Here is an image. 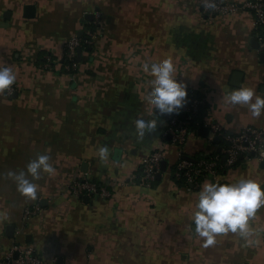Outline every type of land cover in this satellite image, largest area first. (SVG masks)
Instances as JSON below:
<instances>
[{
  "label": "crops",
  "instance_id": "1",
  "mask_svg": "<svg viewBox=\"0 0 264 264\" xmlns=\"http://www.w3.org/2000/svg\"><path fill=\"white\" fill-rule=\"evenodd\" d=\"M97 12L99 33L77 53L71 74L64 43L86 37ZM47 57L57 60L51 69L43 67ZM168 57L177 79L206 99L202 119L228 133L264 130V115L225 100L242 85L264 96V54L249 12L211 19L196 0H0V65L16 74L15 91L0 92V261L19 244L36 248L48 264H264V207L249 221L251 243L229 232L205 247L192 220L201 187L172 176L181 156L196 162L219 153L222 140L200 127L181 150L164 138L177 112L156 109V130L138 134L137 115L153 113V74L144 61ZM159 144L166 167L148 188L140 184L142 162ZM45 151L55 172L43 173L37 198L28 199L8 172L26 170ZM81 175L113 197L70 194L69 183ZM243 177L264 181V158H245L201 184ZM36 204L39 214L24 221L25 208Z\"/></svg>",
  "mask_w": 264,
  "mask_h": 264
},
{
  "label": "built area",
  "instance_id": "2",
  "mask_svg": "<svg viewBox=\"0 0 264 264\" xmlns=\"http://www.w3.org/2000/svg\"><path fill=\"white\" fill-rule=\"evenodd\" d=\"M208 18L215 16H227L249 12L254 16L255 35L259 44V51L264 54V0H246L244 2H232L216 0V6L209 8L205 6V0H196ZM102 25V15L97 12L95 20L86 37H72L64 43L63 61L64 68L69 73L78 69L77 53L79 49L92 46ZM57 60L47 57L43 67L51 69ZM15 91V84L6 89L8 95ZM187 102L175 114L164 132V138H170V144L181 148L186 144L192 132L200 127H207L213 136L222 140L219 153L203 157L196 162L190 161L183 156L177 161L172 176L177 182L189 185L192 190L201 187L203 178H217L222 169L236 167L243 159L252 156L258 159L264 158V130L254 126H245L237 133H228L218 122H207L202 119V108L206 99L195 90H187ZM165 144V143H164ZM182 153V152H181ZM166 158L163 144L157 145L153 151L143 159L140 184L151 187L156 182L162 171V163ZM69 193L77 197L98 196L103 199L113 197L112 190L104 185L98 184L84 175L74 178L68 185ZM39 204L25 208L24 221L39 214ZM55 262V260H53ZM0 264H48L46 258L34 247H22L14 245L0 261Z\"/></svg>",
  "mask_w": 264,
  "mask_h": 264
},
{
  "label": "clouds",
  "instance_id": "3",
  "mask_svg": "<svg viewBox=\"0 0 264 264\" xmlns=\"http://www.w3.org/2000/svg\"><path fill=\"white\" fill-rule=\"evenodd\" d=\"M205 6L214 8L216 0H205ZM144 67L153 74L151 87L147 92L153 113L151 116L139 114L134 121L141 138L157 128L158 120L154 109L161 115L178 112L187 102L188 95L187 84L177 79L172 58L145 60ZM15 80L14 70L0 65V92L9 89ZM225 100L231 105L247 106L254 117L264 115V96L257 95L252 87H236L226 95ZM98 155L102 161H106L109 156L108 147H99ZM50 161L51 157L45 151L30 160L26 170L9 171L8 175L15 181L17 191L28 199H36L40 187L37 181L43 173L55 172ZM261 207H264V181L248 177L225 183L205 181L199 190L192 214L195 232L203 238L205 247L214 245L219 234L229 232L236 233L251 243L254 229L249 221Z\"/></svg>",
  "mask_w": 264,
  "mask_h": 264
},
{
  "label": "water",
  "instance_id": "4",
  "mask_svg": "<svg viewBox=\"0 0 264 264\" xmlns=\"http://www.w3.org/2000/svg\"><path fill=\"white\" fill-rule=\"evenodd\" d=\"M27 10H29L30 12H33L34 11V7L33 6H27V8H26ZM32 15H29V17H31ZM80 54H81V50L79 49L78 50V57L80 56ZM216 140H218V141H220V137H216ZM186 159H188V158H186ZM165 167H166V162L164 161L163 163H162V170H165ZM160 177V175H158V178ZM12 229V228H11ZM10 229V230H11Z\"/></svg>",
  "mask_w": 264,
  "mask_h": 264
},
{
  "label": "trees",
  "instance_id": "5",
  "mask_svg": "<svg viewBox=\"0 0 264 264\" xmlns=\"http://www.w3.org/2000/svg\"><path fill=\"white\" fill-rule=\"evenodd\" d=\"M90 28H92L91 26H90ZM88 49V48H87ZM64 63V62H63ZM210 156V155H209ZM209 156H206V157H209ZM241 162V161H240ZM228 169H222L221 171H220V174H222V173H225L226 171H227Z\"/></svg>",
  "mask_w": 264,
  "mask_h": 264
}]
</instances>
